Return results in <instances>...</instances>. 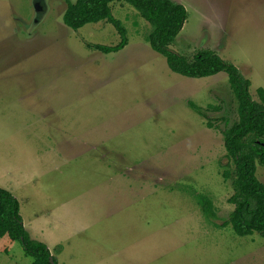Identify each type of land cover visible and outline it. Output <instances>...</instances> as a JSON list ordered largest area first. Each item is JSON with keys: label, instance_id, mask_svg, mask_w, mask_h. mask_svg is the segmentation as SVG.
Wrapping results in <instances>:
<instances>
[{"label": "rangeland", "instance_id": "rangeland-1", "mask_svg": "<svg viewBox=\"0 0 264 264\" xmlns=\"http://www.w3.org/2000/svg\"><path fill=\"white\" fill-rule=\"evenodd\" d=\"M186 17L170 47L188 58L211 48L264 88V0H175ZM0 0V185L20 201L30 237L57 264H264V236L223 220L233 203L221 128L236 118L225 71L169 68L131 6L76 29L65 0ZM36 17H38L36 19ZM190 102L205 107L213 126ZM211 105L210 108L207 107ZM255 174L264 184V166ZM212 201L215 218L202 209ZM0 237V264H30Z\"/></svg>", "mask_w": 264, "mask_h": 264}, {"label": "trees", "instance_id": "trees-1", "mask_svg": "<svg viewBox=\"0 0 264 264\" xmlns=\"http://www.w3.org/2000/svg\"><path fill=\"white\" fill-rule=\"evenodd\" d=\"M65 1L62 20L68 27L76 29L86 22L106 20L118 33L119 39L115 43H87L88 45L102 52H111L127 44L125 27L111 13L110 4L114 0ZM118 1L131 6L147 22V41L154 51L165 56L171 70L188 76L226 72L237 105L236 118L220 130L226 157L230 160L224 165L222 175L231 181L232 193L228 200L233 203V208L223 223L229 224L239 236L255 232L264 236V184L255 174L256 164L264 166V88L256 89L258 99L254 100L249 93V80L234 63L211 48L198 49L188 58L170 47L186 17L182 3L175 0ZM190 104L208 118L206 125H214L205 107L193 102ZM202 209L207 216L216 217L212 201L207 196L202 197ZM27 231L20 213V201L0 185V237L7 236L18 241L24 252L32 257L30 264H52L50 256L57 263L47 244L40 239L31 238Z\"/></svg>", "mask_w": 264, "mask_h": 264}, {"label": "water", "instance_id": "water-1", "mask_svg": "<svg viewBox=\"0 0 264 264\" xmlns=\"http://www.w3.org/2000/svg\"><path fill=\"white\" fill-rule=\"evenodd\" d=\"M34 8H35V11L37 12V15L36 16H39L43 11H44V5L42 3V0H34ZM38 17H36L37 19ZM49 260L52 264H57L54 262L52 256L49 257Z\"/></svg>", "mask_w": 264, "mask_h": 264}]
</instances>
